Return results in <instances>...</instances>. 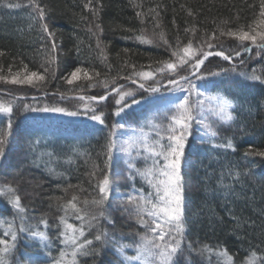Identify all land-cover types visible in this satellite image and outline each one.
Instances as JSON below:
<instances>
[{"label": "trees", "instance_id": "trees-1", "mask_svg": "<svg viewBox=\"0 0 264 264\" xmlns=\"http://www.w3.org/2000/svg\"><path fill=\"white\" fill-rule=\"evenodd\" d=\"M13 2L26 4L27 0ZM42 3L54 14L50 27L56 33L59 62L58 66H53L54 77L51 72L47 74L46 88L0 82V102L14 104L10 151L6 154V162L0 164V186L6 182L18 184L22 202L33 218L31 222L35 223L46 214L49 224L55 225L56 218L61 215L56 197L63 196L67 200L76 194L83 200L96 195L95 180L90 179L89 172L93 162L103 167L104 145L118 123L125 125L123 129H116L114 137L116 146L112 170L113 173H121L117 177L119 196L139 194L140 189L145 194L152 191L140 177L135 182L127 179L128 156L121 151V145L134 137L140 128L149 131L146 127L149 121L166 122L162 110L169 101L175 102V97L182 94L165 91L154 95L143 93L141 103L126 109L119 117L114 115L112 96L98 103L81 101L79 97L106 94L107 90L97 81H111L118 74L129 75L133 69L127 65H135L137 71L156 69L160 66L158 61L172 59L171 51L178 43L183 47L191 40L195 48L216 32L218 40L213 43H222L225 49L233 48V40L220 37L219 31L252 24L254 17L258 18L259 0H101L103 8L98 18L83 7L87 0H42ZM137 12L141 15L137 16ZM94 23L103 27L98 36L106 60L96 47L97 36L88 31L90 26L95 31ZM145 40H152V43ZM165 40L172 49H168ZM0 50L6 53L0 57V75H6L9 67L14 73L22 70L23 65L28 66V71L41 72V65L47 66V41L42 39L39 26L31 19L28 8L0 7ZM257 52L253 47L251 53L244 54L245 63L238 65L235 72L206 78L214 84L193 78V83L207 96L231 94L238 98V110L237 119L228 124H220L218 118L206 110L205 122L216 127L218 137L212 138L205 134L204 129L197 127L189 140L184 166L186 238L194 242L196 248L204 244L225 247L233 256L234 264H244L253 248L258 255H264L260 251L264 249V158L244 156L249 149L264 150V82L248 79L254 73L264 81V53L257 55ZM74 65L88 69L94 78L67 84L62 77ZM218 66L229 67V63L215 56L205 62V67L212 71H219ZM93 70L100 76L95 77ZM117 83L136 87L125 80L117 79ZM54 93H63L64 96L61 98ZM34 95L37 97L31 98ZM85 104L96 107L98 112L103 110L106 113L105 124L89 119ZM25 105L64 107L81 114L69 116L66 113L27 111ZM211 107V103L206 102V108ZM8 119L7 113H0V129L6 128ZM226 139L233 140L235 151L216 147ZM41 153H51V156H41ZM145 164L150 165L151 161L140 159L137 166ZM49 168L60 175L50 173ZM237 172L240 173L238 178ZM69 185L78 187L69 188L65 194L63 189ZM109 204L112 205L109 211L115 227L102 218L99 228L115 232L123 243H132L134 238L138 239L137 233L145 232V228L128 213L112 211L116 207L112 198ZM9 207L0 200V217L4 220H11L14 216ZM233 217L238 224L233 222ZM4 220H0V234L7 227ZM69 222L79 224L71 219ZM41 230H44L43 226ZM58 231L55 226L51 228L49 235L53 243L47 249L42 243L37 246L31 239L22 238L14 255L7 257L9 264H30L32 260H38L39 264H53V260L58 258ZM114 253L115 249H105V254L95 261L82 256L79 264H111L113 261L119 264V257ZM128 254H134V250L129 249ZM203 258L208 259L206 256ZM192 259L197 260V257L193 255ZM211 264H217L216 257L211 258Z\"/></svg>", "mask_w": 264, "mask_h": 264}, {"label": "snow or ice", "instance_id": "snow-or-ice-1", "mask_svg": "<svg viewBox=\"0 0 264 264\" xmlns=\"http://www.w3.org/2000/svg\"><path fill=\"white\" fill-rule=\"evenodd\" d=\"M0 7L6 9H29V15L39 26L42 39H46L49 50V58L46 65H41V71H28V66L23 65L21 71L12 74L9 67V75H0V82L12 85H29L33 88L39 87L41 82L46 80V75L51 72L55 75V68L58 66L59 53L56 40V33L50 24L54 20L53 11L50 10L42 0H27L26 4L13 2V0H0ZM94 17H99V12L103 8L101 0H87L83 5ZM150 11H152L150 9ZM191 15V13H189ZM137 16L141 13L137 12ZM81 19H85L81 17ZM159 26L158 24L156 25ZM88 31L97 36V49H100L103 56V49L99 40V33L103 32V27L99 23H94ZM131 31V29H129ZM189 31V30H186ZM194 34V33H193ZM220 37H228L233 40L234 47L225 49L222 43L217 44L216 32L211 33L202 40L197 47H193L191 40L186 46L177 44L175 50L171 51L172 59L158 61L160 65L153 70H136L135 65H127L133 71L129 75L113 77L111 81L105 79L97 81L101 83L106 94H98L89 97L80 96L81 101H105L109 96L113 97L114 115L119 117L125 113L126 109H131L134 105H139L144 98L143 93L150 95L165 92H180L182 95L175 97V102L169 101L168 106L163 109V120L166 122L155 123L149 121L146 125L149 131L144 128L137 130L136 135L125 141L121 145V151L128 156L126 161L127 179L135 182L140 177L152 191L145 194L143 189L139 194L125 193L119 196V182L117 177L121 173H113V149L116 146L114 139L116 129H123L124 124H117L110 131L106 144L104 145L103 167L93 162L92 170L89 172L90 179L95 180L94 191L96 193L91 199L83 200L76 194L71 195L67 200L56 197L58 201V211L61 213L56 218L55 225H50L47 215H42L32 223L28 208L22 202V196L18 184L5 183L0 186V200L9 205V211H14L11 220H4L7 227L0 234V264H9L7 257L14 255L18 244L22 238H28L39 246L42 243L44 248H49L53 243L49 232L55 226L59 231L56 233L58 241V258L53 260V264H79L82 256L91 257L98 260L105 249H115L114 255L119 257V264H211V258L216 257L217 264H234L233 256L225 247L220 245H202L200 248L194 247V242L186 238L188 221L185 216L186 209V183H185V162L186 149L189 140L195 135V129L200 127L205 130V134L215 138L219 132L211 123L205 122V111H210L218 118L220 124H228L237 119L238 98L231 94H217L207 96L200 88L193 83V78L207 83V77H216L221 74L235 72L238 65H243L244 54L251 53L253 47L258 50L257 55L264 53V0H259L258 18L254 17L252 24L240 27L235 30L228 29L219 31ZM161 38L162 34H161ZM140 39H143L140 37ZM144 42L151 44L152 40ZM168 49H172L167 40L164 41ZM219 48V50H216ZM77 51L79 47L77 46ZM127 51V49H125ZM6 53L0 50V57ZM221 57L223 61L229 63V67H219V71H212L205 67V62L209 57ZM239 58V59H238ZM103 59H107L103 56ZM236 61V63H233ZM150 67V66H149ZM203 69V70H202ZM94 72L95 77H99V72ZM91 81L94 77L89 74V70L83 67L73 66L62 79L69 85L74 84L82 78ZM117 79L130 82L136 87H126L125 84H118ZM252 81H262L261 76L254 73L248 77ZM95 86V85H91ZM83 91V88L80 89ZM59 94L63 98V93ZM140 94V98H137ZM206 102H210L212 107L206 108ZM103 106H101L102 108ZM14 104L12 102H0V113H7L9 119L5 129H0V164L7 160V152L10 151V138L12 136V119ZM27 111L57 112L66 113L69 116H77L79 111H69L64 107H40L35 108L25 105ZM85 113H90L89 119L105 124L106 113L97 111L96 107L89 104L84 105ZM222 147L235 151L232 139H226ZM51 153H41V156ZM245 157L264 158V150L249 149L244 153ZM151 161L138 167V160ZM100 175L97 176V172ZM49 172L60 175L55 169L49 168ZM239 172L236 173L238 178ZM78 187L69 185L63 189L67 194L69 188ZM82 192L83 189H80ZM6 198V199H4ZM110 198L116 204L112 211H123L131 215L137 224L145 228L143 234L137 233L138 239L134 238L132 243H123L122 238H118L115 232H109L99 228V221L103 218L115 227V221L111 218L109 208ZM106 205H108L106 207ZM78 221L79 224L69 222ZM233 222L238 224L236 217ZM43 226L44 230H41ZM247 226V225H245ZM93 229L95 231L93 232ZM239 230L238 228L236 229ZM91 234V238L88 235ZM134 250V254L129 255L128 250ZM264 253V249H260ZM51 254L50 252L48 253ZM195 255L197 260H193ZM208 259H204L203 257ZM30 264H39L38 260L30 261ZM115 264V261L111 262ZM244 264H264V255H258L255 248L249 250L248 257Z\"/></svg>", "mask_w": 264, "mask_h": 264}, {"label": "rangeland", "instance_id": "rangeland-1", "mask_svg": "<svg viewBox=\"0 0 264 264\" xmlns=\"http://www.w3.org/2000/svg\"><path fill=\"white\" fill-rule=\"evenodd\" d=\"M154 34V33H153ZM152 34V35H153ZM155 35V34H154ZM233 62H235V61H233ZM21 71V70H20ZM17 72V71H16ZM29 72H31V71H29ZM42 74H43V72H41ZM9 73L8 72H6V75H8ZM12 74H15V72L14 73H12ZM1 75H5V73H3V74H1ZM81 76H82V78L80 79V80H78V81H76V82H85V81H89V80H85L84 78H83V75L81 74ZM48 76L46 75V80L44 81V82H41V85L39 86V87H43V86H45L44 88H46L47 86V84H48V81H49V78H47ZM1 83H3V82H1ZM3 84H5V83H3ZM26 86H29V85H26ZM23 97V96H22ZM29 97V96H28ZM37 96H32L31 98H36Z\"/></svg>", "mask_w": 264, "mask_h": 264}]
</instances>
